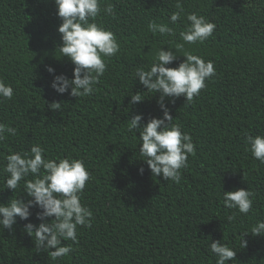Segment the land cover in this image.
Returning <instances> with one entry per match:
<instances>
[{
  "label": "trees",
  "instance_id": "trees-1",
  "mask_svg": "<svg viewBox=\"0 0 264 264\" xmlns=\"http://www.w3.org/2000/svg\"><path fill=\"white\" fill-rule=\"evenodd\" d=\"M177 2L216 25L203 44H185L213 61L216 75L192 101H164L195 145L179 183L153 176L140 160L138 132L127 131L136 114L143 123L163 115L159 93L146 92L133 73L150 65L159 47L182 43L186 17L169 19ZM109 3L115 15L101 12L96 22L116 34L121 51L92 95L73 97L56 93L47 72L51 66L71 79L74 67L57 49L54 0H0V78L14 88L11 100H0V122L17 130L0 141V189L9 149L28 152L39 143L49 157L84 159L91 179L81 202L94 216L91 227H77V242L62 241L72 251L56 261L36 251L23 231L29 221L17 217L13 230L0 228V264H215L213 241L236 251L228 264H264V235L244 236L246 247L240 235L264 220V164L246 150L247 135H264V0H102L101 7ZM150 22L167 23L176 36L153 35ZM177 55L170 67L185 59ZM131 92H145V99L130 105ZM52 102L61 110L49 109ZM240 188L255 193L247 215L223 206V191ZM12 195L0 190V202ZM31 211L30 221L39 224V209ZM233 212L236 220L228 222Z\"/></svg>",
  "mask_w": 264,
  "mask_h": 264
},
{
  "label": "clouds",
  "instance_id": "clouds-1",
  "mask_svg": "<svg viewBox=\"0 0 264 264\" xmlns=\"http://www.w3.org/2000/svg\"><path fill=\"white\" fill-rule=\"evenodd\" d=\"M57 15L61 20L57 31L61 34V44L57 47L61 58L66 57L72 65V78L65 74H55L56 70L48 66L47 72L53 75L52 89L58 94L68 93L73 97L92 95L97 89L100 78L104 76L110 58L121 51L116 34L105 25L96 22L104 12L115 15L114 6L109 3L101 7L102 0H54ZM177 11L170 16L171 24L186 17L184 30L179 32L182 43H175L167 50L161 46L148 66L137 67L133 78L148 93H159L157 104L163 115L150 117L143 123L142 113L132 116L127 131L138 132L139 154L153 176L165 181L179 183L181 169L188 167V157L194 154L195 145L192 136L182 130L179 123H173L170 109L164 103L165 98H179L192 101L206 87V79L216 75L214 62L185 49V44H203L215 31L216 25L204 15L185 12L177 2ZM148 30L153 34L176 36L175 29L167 23L150 22ZM175 50V51H173ZM183 52V61L176 67H170L178 61V52ZM145 92L132 93L130 105L142 102ZM14 88L0 78V100H11ZM174 102V101H172ZM48 108L61 110L60 102L48 104ZM16 128L0 122V141L8 135L15 136ZM250 147L246 150L264 164V135H247ZM2 167L4 174L3 189H9L13 195L7 203L0 202V228L13 230L20 220L29 221L23 231L33 239L37 252H45L54 261L68 256L72 245L63 243L77 242V227H91L94 219L92 210L81 202L83 190L91 179V172L83 158L49 157L46 150L36 143L30 151L9 149ZM143 168L139 169L142 175ZM0 189V190H3ZM21 194H26L22 196ZM255 193L240 188L223 191L222 201L226 209L237 210L247 215L253 209ZM36 208L39 224L30 221L32 209ZM237 212L227 215L228 222L236 220ZM264 235V220H258L248 231L241 233V247H246L244 236ZM210 251L217 259L215 264H228L235 259L236 251L227 243L213 241Z\"/></svg>",
  "mask_w": 264,
  "mask_h": 264
}]
</instances>
